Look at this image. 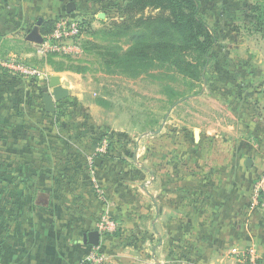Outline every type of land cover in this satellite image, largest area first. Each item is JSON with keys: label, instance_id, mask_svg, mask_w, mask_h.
Segmentation results:
<instances>
[{"label": "crops", "instance_id": "crops-1", "mask_svg": "<svg viewBox=\"0 0 264 264\" xmlns=\"http://www.w3.org/2000/svg\"><path fill=\"white\" fill-rule=\"evenodd\" d=\"M66 2L0 0V58L26 64L23 58H32L35 45L38 54L40 45L28 41V35L35 29L29 27L35 22L38 28L55 21L62 16L64 7L67 15L86 20L93 12L88 6L85 12L75 9L69 14ZM260 33L264 36V30ZM259 63V128L250 127L248 131L259 139L257 142L253 137L247 145L235 147L231 159L220 162L212 152L209 159L203 155L205 159L193 160L183 146H178L179 149L164 146L162 155H156L161 150L153 149V161L144 168L140 161L142 147L138 145L134 157L136 169L132 171L122 168L116 157V153L128 151L125 147L111 149L105 155L99 152L100 148L96 152V147H82L83 162L88 166L89 154L95 152V163H90L85 172L75 169L70 175L57 174L56 165L49 167L45 155L53 147L43 142L49 133L41 129L32 134L28 129L29 121L36 116L33 110L36 96L27 93L36 90L35 84L12 79L2 73L10 71L0 67V152L4 153L0 166L5 171V205L0 208V264H93L89 260L93 253L104 257L102 264H128L127 254L131 249L133 255L136 246L121 244V234L127 232L136 233L137 238L139 233H148L151 260L155 264H165L164 256L170 259L173 239L179 241L181 256L198 263L216 259L226 262L233 253L251 245L257 248L264 263V210H256L259 204L251 198L252 180L257 172L264 171V61ZM250 64L257 65L254 60ZM50 70L53 71L52 68L47 71ZM68 76L74 73L68 71ZM60 79L71 97L74 85L67 86ZM59 106L58 103L56 110ZM40 111L49 115L44 110L43 97ZM161 133L156 131L150 136L159 137ZM194 142L200 144L199 153L214 149V145L203 143L200 135L197 140L195 134ZM242 160L245 163L252 160L254 167L252 164L250 168H242ZM45 183L50 186H43ZM15 200L20 201L18 206L14 205ZM104 217L113 222L112 231H99ZM92 231L100 233L97 247L84 237ZM194 242L198 245L191 247ZM123 248L125 257L120 256ZM160 250L165 253L163 260L159 259ZM131 263L138 264L139 259H131Z\"/></svg>", "mask_w": 264, "mask_h": 264}, {"label": "rangeland", "instance_id": "rangeland-1", "mask_svg": "<svg viewBox=\"0 0 264 264\" xmlns=\"http://www.w3.org/2000/svg\"><path fill=\"white\" fill-rule=\"evenodd\" d=\"M66 1L67 5L73 2L76 11L85 12L88 6L93 8V12L87 17L89 25L86 24V32L90 33L85 35V50L83 46L82 53L75 58H44L36 53V45L32 46V58L23 59L27 65L45 75L43 80L2 72L13 77L12 79L35 84L36 90L27 93L36 96L33 106L36 116L29 121L28 129L32 134H38L41 129L49 133V137L43 142L52 146L53 150L45 156L49 159V167L56 165L57 174L67 175L70 172L73 174L75 169L81 172L90 169L89 164L96 154H89L91 160L87 166L83 162L85 152L81 148L96 147L97 152L103 143L107 144V151L110 153L111 149L120 146L128 149L126 153H116V157L122 168L134 171L138 145L142 147L140 161L145 168L153 161L152 152L155 148L156 151L161 150L156 155H162L164 146H177V149L178 146H183L188 158L193 160L205 159L203 155L209 156L213 152V156L221 162L232 158L235 147H243L252 140L254 136L248 133L250 127L259 128L261 88L258 65L260 60L264 61V36L255 29L250 18L251 5L255 0H198L200 12L213 33L216 44L210 54L209 65L204 70L202 67H188L187 75L181 73L175 64L180 62L178 55L186 54V59L194 62L199 58L195 53L185 51L187 48L183 35L158 22L146 21L140 26L128 20L123 23L122 8L127 0ZM65 8L62 16L67 15ZM150 13L148 11L146 16H151ZM54 22L41 24L38 27L40 33L45 35ZM36 26L35 22L29 28L31 30ZM91 43L101 46L100 48L107 47L101 51L106 55L105 58L100 52L91 50ZM159 43L178 46L181 50H175L178 55L172 56L170 61L156 60L142 65L129 61V52L133 49H145ZM17 57L19 59L20 56ZM253 60L257 63L256 66L250 64ZM106 62H118L122 70L107 68ZM48 68H52L54 72L47 71ZM68 71L73 72L74 76L66 77ZM52 75L63 78L67 86L73 84V94L65 102L59 103L60 106L53 115H45L40 111L42 89L49 87ZM104 97L109 100H104ZM156 131L162 132L159 137L150 136ZM216 131L218 132L215 133ZM195 134L203 138V143L214 145V149L209 148V151L199 153L197 147L200 144L194 142ZM254 138L258 142L259 138ZM243 154L250 156L247 152ZM172 155L177 157V153ZM3 156L4 153L0 152V160ZM209 158L210 156L206 159ZM240 164L247 169L244 160ZM158 165L162 166V162ZM4 172V168L0 166V208L5 205ZM263 176L264 171L257 172L252 180L253 201L255 187ZM43 186L50 185L45 183ZM14 202L18 206L20 201ZM259 206L256 210H264L261 204ZM121 235V244L136 246L133 255L131 249L127 254L128 264H132L131 259H139L138 264H155L151 260L152 246L147 241L150 239L148 233H139L138 238L136 233L131 232ZM196 245L197 242L191 243V247ZM171 247L170 259L164 256L165 264H242L243 256L251 248L257 250L251 245L244 251L233 253L226 262H218L216 259L211 263H198L181 256L179 241L173 239ZM124 249H121V257L124 256ZM160 251L159 259L163 260L165 253ZM259 264H264L260 256Z\"/></svg>", "mask_w": 264, "mask_h": 264}, {"label": "trees", "instance_id": "trees-1", "mask_svg": "<svg viewBox=\"0 0 264 264\" xmlns=\"http://www.w3.org/2000/svg\"><path fill=\"white\" fill-rule=\"evenodd\" d=\"M148 11L151 12V16H146ZM122 13V17L124 18L123 23L128 20L140 26L146 21H153L154 23L158 22L162 25L169 26L170 29L183 35L185 40L184 44L187 48L185 51L187 53L191 51L199 58L196 62L188 61L186 59V57H188L186 54H175L174 51L181 50V47L159 43L156 46H149L145 49H133L130 51L129 55L131 58L129 61L132 63H139L142 65L143 63L154 62L156 60L170 61L172 56L178 55L180 62H176L175 64L178 66L181 73L185 75L188 73V67L191 68L192 66L196 69L202 67L204 70V68L209 65L210 54L215 47L216 39L210 31L204 16L200 12L198 0H127L122 8ZM250 16L253 18L252 24L255 29L259 32H263L264 0H255V3L251 5ZM84 24L89 25L86 19ZM53 27L54 24L48 29L45 35L49 34ZM88 32L89 31H87L86 34ZM86 42L87 41L84 40V48ZM100 47L101 46L92 44L91 50H96L97 53L100 52V55L105 58L106 55L102 54L101 51L107 47ZM49 57L55 56L51 55L46 58ZM111 63H107V68H114L115 71H119V68L122 70L118 62Z\"/></svg>", "mask_w": 264, "mask_h": 264}, {"label": "built area", "instance_id": "built-area-1", "mask_svg": "<svg viewBox=\"0 0 264 264\" xmlns=\"http://www.w3.org/2000/svg\"><path fill=\"white\" fill-rule=\"evenodd\" d=\"M85 18L72 17L69 15L61 16L55 20L52 31L43 36V43L38 46V54L42 57H78L83 51V44L86 35ZM0 67L12 73H18L23 77L34 79H45V75L39 70L24 64L17 59L0 58ZM107 144L101 145L99 152L106 153ZM95 161L91 160L94 165ZM255 203L264 207V176L255 187ZM114 229V224L104 217L99 224V231L108 232ZM93 264H102L105 259L103 256L93 253L89 256ZM242 264H259L257 250L253 247L243 256Z\"/></svg>", "mask_w": 264, "mask_h": 264}, {"label": "water", "instance_id": "water-1", "mask_svg": "<svg viewBox=\"0 0 264 264\" xmlns=\"http://www.w3.org/2000/svg\"><path fill=\"white\" fill-rule=\"evenodd\" d=\"M75 10V4L73 2L69 3L67 7V12L70 14ZM28 41L35 42L37 44L43 43V35L39 32L38 28H35L27 37ZM50 89L52 91H50ZM43 103L44 110L46 113L54 114L56 112V105L60 102L67 100L70 97V91L64 87L61 83V79L57 76L50 79L49 87L43 89ZM196 139H199V134H196ZM99 159H97V165H99ZM253 161L248 160L246 162L247 167H252ZM86 241L97 247L100 244V233L98 231H92L86 234Z\"/></svg>", "mask_w": 264, "mask_h": 264}]
</instances>
